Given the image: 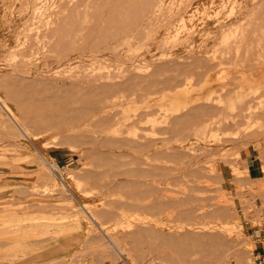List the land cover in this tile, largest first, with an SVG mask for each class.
<instances>
[{
	"label": "rangeland",
	"instance_id": "rangeland-1",
	"mask_svg": "<svg viewBox=\"0 0 264 264\" xmlns=\"http://www.w3.org/2000/svg\"><path fill=\"white\" fill-rule=\"evenodd\" d=\"M260 242L264 0H0V264H253Z\"/></svg>",
	"mask_w": 264,
	"mask_h": 264
},
{
	"label": "bare ground",
	"instance_id": "bare-ground-1",
	"mask_svg": "<svg viewBox=\"0 0 264 264\" xmlns=\"http://www.w3.org/2000/svg\"><path fill=\"white\" fill-rule=\"evenodd\" d=\"M222 1V0H221ZM206 8V7H205ZM200 13H202V12H200ZM218 14V13H217ZM203 18H204V14H203V16H202ZM21 89H24V88H21ZM20 89V90H21ZM26 93V92H25ZM68 100H70V99H68ZM70 102V101H69ZM83 101H82V98H81V100L80 99H78V97L76 98H73L72 100H71V102L70 103H68V101H67V103L69 104V106L71 107V108H73V109H75V110H70V113H69V109H71L70 107H68L67 105L68 104H66V106L65 105H63V106H65V108H67L68 107V110H61V111H63V114H64V111H65V115H63V118H65V116H66V112L68 111V113H67V117L66 118H68L69 119V117L70 116H72V117H74V119H79V120H81L82 119V116H84V115H80L79 114V111H77L78 109L77 108H79L78 106H77V108L75 107L74 108V106H76V105H78V104H80V105H82L83 103H82ZM62 105V104H61ZM60 108H63V107H60ZM64 109V108H63ZM60 111V112H61ZM79 115H77V114H75V112ZM72 112L74 113V116L72 115ZM82 111H80V113H81ZM83 113V112H82ZM71 114V115H70ZM60 115H62V113H60ZM70 115V116H69ZM75 115L78 117H75ZM62 117V116H61ZM71 119H73V118H71ZM78 120V121H79ZM65 131V130H64ZM66 131H67V129H66ZM46 163H48V162H46ZM50 168H51V170L57 175V177H59V179L62 181V186H63V188L66 190H68L69 192H71V193H73L74 191H75V189H74V187H73V185H72V183H71V181L68 179V176H66L64 173H62L61 171H59V169H58V167L56 166V164H54V163H51V165H50ZM10 216V215H9ZM86 226H87V224H85ZM87 230V229H86ZM85 230V231H86ZM191 236V235H190ZM193 236V235H192ZM188 237V236H187ZM193 238V237H192ZM195 238V237H194ZM191 239V238H190ZM171 240H169V242H170ZM190 241V240H189ZM198 245V244H197ZM233 247V246H232ZM230 249V248H229ZM232 249V248H231ZM233 251V250H232ZM210 252V251H209ZM229 252V251H228ZM217 254H219V253H217ZM226 254L227 253H225L224 254V256L226 257ZM204 255V254H203ZM220 255V254H219ZM223 255V254H222ZM228 255V254H227ZM221 256V255H220ZM223 256V257H224ZM206 257V256H205ZM220 258H222V257H220ZM213 259V258H212Z\"/></svg>",
	"mask_w": 264,
	"mask_h": 264
},
{
	"label": "built area",
	"instance_id": "built-area-1",
	"mask_svg": "<svg viewBox=\"0 0 264 264\" xmlns=\"http://www.w3.org/2000/svg\"><path fill=\"white\" fill-rule=\"evenodd\" d=\"M253 264H264V247L262 246L261 242L260 249L256 250V253L254 255Z\"/></svg>",
	"mask_w": 264,
	"mask_h": 264
},
{
	"label": "crops",
	"instance_id": "crops-1",
	"mask_svg": "<svg viewBox=\"0 0 264 264\" xmlns=\"http://www.w3.org/2000/svg\"><path fill=\"white\" fill-rule=\"evenodd\" d=\"M248 157L249 158H252V156H251V154H250V152L248 151ZM259 250V249H258Z\"/></svg>",
	"mask_w": 264,
	"mask_h": 264
}]
</instances>
